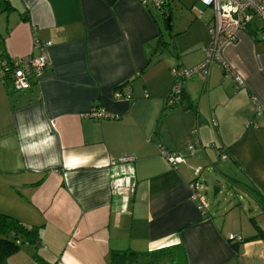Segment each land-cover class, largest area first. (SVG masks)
I'll return each mask as SVG.
<instances>
[{"label": "crops", "instance_id": "crops-1", "mask_svg": "<svg viewBox=\"0 0 264 264\" xmlns=\"http://www.w3.org/2000/svg\"><path fill=\"white\" fill-rule=\"evenodd\" d=\"M171 1L0 0V61L46 56L28 89L0 82V212L37 228L7 264H107L111 250L179 242L187 264H264V41L242 31L222 47L241 85L215 62L166 108L171 69L205 59L201 38L181 50L171 38L175 60L162 59L165 35L190 28L162 30ZM195 2L182 0L197 18ZM34 36L51 46L34 49ZM91 107L115 117H87ZM222 182L243 202L215 203Z\"/></svg>", "mask_w": 264, "mask_h": 264}, {"label": "built area", "instance_id": "built-area-1", "mask_svg": "<svg viewBox=\"0 0 264 264\" xmlns=\"http://www.w3.org/2000/svg\"><path fill=\"white\" fill-rule=\"evenodd\" d=\"M204 7L210 8L212 15L206 21L205 25L209 31V41L202 47L205 59L200 64L185 68L177 65L171 69L173 78L172 86L168 97L165 99V107H173L183 95V83L193 75H207L211 66L215 62H219L223 66L226 74L233 77V80L239 85L242 84L241 77L235 74L224 63L221 57V49L229 43L237 40L239 32L247 31L258 34L259 38L264 41V0H197ZM145 5L160 11L166 4V0H143ZM191 11L200 19L203 10L191 7ZM50 40L40 41L37 37H33L34 49H47L51 46ZM46 64L45 54L37 56H29L23 59L1 60L0 61V82L5 83L14 91H22L28 89L31 85V79L39 81L43 74ZM115 98L121 97V94L115 90L113 92ZM126 98H130V94H125ZM91 118H113L103 109L91 107L86 113ZM194 146L188 144L186 150H193ZM159 153L168 161L171 166H176L180 162H184L182 152L170 151L159 146ZM133 157H122L120 162L132 161ZM200 169H196L195 174L198 175ZM193 197L196 198L193 193ZM201 208L207 206L206 201L200 199ZM229 241H242V237L235 234H228ZM17 243H19L17 241Z\"/></svg>", "mask_w": 264, "mask_h": 264}, {"label": "trees", "instance_id": "trees-1", "mask_svg": "<svg viewBox=\"0 0 264 264\" xmlns=\"http://www.w3.org/2000/svg\"><path fill=\"white\" fill-rule=\"evenodd\" d=\"M164 22L166 23V19ZM231 182L235 186H239V190H248V185H237L238 183L234 180ZM255 198L264 209V198L257 196V192ZM253 225L259 230L254 222ZM258 235L260 234H255L251 238ZM36 236L37 228L26 227L17 218L0 212V264H7L9 256L19 248V243H17L19 239L22 242H32L36 239ZM107 264H187V260L182 244L179 242L175 245L145 252H135L131 249L111 250Z\"/></svg>", "mask_w": 264, "mask_h": 264}, {"label": "rangeland", "instance_id": "rangeland-1", "mask_svg": "<svg viewBox=\"0 0 264 264\" xmlns=\"http://www.w3.org/2000/svg\"><path fill=\"white\" fill-rule=\"evenodd\" d=\"M195 6L203 10L201 20L192 16V14L188 11V5L184 6L182 4V0H172L170 2L171 13H169V10L165 8L166 13L162 14V16H159L163 31L165 30L164 20L166 19V16L170 17V14H172V20L169 23L170 29L172 27V31L175 32L178 28L183 29L190 26L189 29L182 30L178 34L172 35L171 33L170 35H165L167 46L164 45L163 47L161 45L160 49H162V59L165 60L166 63L175 60V56L174 54H172L174 51V44L171 43V38H174V41L180 50L184 49L185 47L191 46V43L196 42L195 39L201 38L202 40H204L205 44L209 41V31L204 22H206L210 18L212 12L210 8L204 7L199 2H195ZM170 29L168 30V33L171 32ZM215 162L216 161H214V163ZM208 167L210 168V165H207V167H205L204 172L202 174V178L208 177V172L206 170ZM209 193H211V191ZM212 200L215 201V203L228 202L237 204L239 202H243L242 199L239 197V192H235L234 189L230 187V184H226L225 182L221 183V192L217 194L215 198H212Z\"/></svg>", "mask_w": 264, "mask_h": 264}, {"label": "water", "instance_id": "water-1", "mask_svg": "<svg viewBox=\"0 0 264 264\" xmlns=\"http://www.w3.org/2000/svg\"><path fill=\"white\" fill-rule=\"evenodd\" d=\"M170 17L166 16V23H167V27L170 28Z\"/></svg>", "mask_w": 264, "mask_h": 264}]
</instances>
